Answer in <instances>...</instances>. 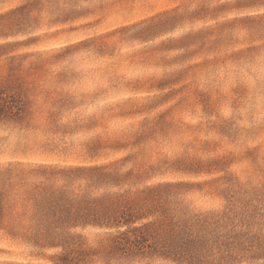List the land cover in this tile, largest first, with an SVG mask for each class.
<instances>
[{
    "label": "rangeland",
    "instance_id": "1",
    "mask_svg": "<svg viewBox=\"0 0 264 264\" xmlns=\"http://www.w3.org/2000/svg\"><path fill=\"white\" fill-rule=\"evenodd\" d=\"M235 1L0 0V92L19 112L0 117V261L54 251L27 236L29 191L63 184L44 166L188 182L182 212L245 210L264 234V0Z\"/></svg>",
    "mask_w": 264,
    "mask_h": 264
},
{
    "label": "trees",
    "instance_id": "2",
    "mask_svg": "<svg viewBox=\"0 0 264 264\" xmlns=\"http://www.w3.org/2000/svg\"><path fill=\"white\" fill-rule=\"evenodd\" d=\"M234 3L237 10L258 5L251 0ZM0 93V117L16 116L19 112H13L12 100ZM44 167L63 184L60 188L38 185L29 191L27 236L39 248L54 251L41 263L0 264H112L136 256H156L176 264L264 260V234L252 231L251 213L230 207L187 214L178 208L176 195L188 182L150 183L148 172L121 171L115 162L57 170ZM85 230L94 231L92 239Z\"/></svg>",
    "mask_w": 264,
    "mask_h": 264
}]
</instances>
